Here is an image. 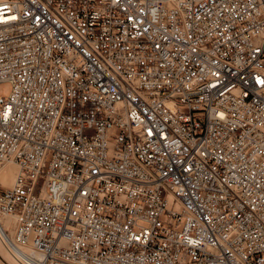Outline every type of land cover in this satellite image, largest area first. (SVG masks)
<instances>
[{"label": "built area", "instance_id": "2783aa9c", "mask_svg": "<svg viewBox=\"0 0 264 264\" xmlns=\"http://www.w3.org/2000/svg\"><path fill=\"white\" fill-rule=\"evenodd\" d=\"M0 81L14 264H264V0H0Z\"/></svg>", "mask_w": 264, "mask_h": 264}, {"label": "rangeland", "instance_id": "374dc122", "mask_svg": "<svg viewBox=\"0 0 264 264\" xmlns=\"http://www.w3.org/2000/svg\"><path fill=\"white\" fill-rule=\"evenodd\" d=\"M10 90H11V84L8 81H0V95L2 97L6 98L9 94ZM8 165L11 167L10 169L14 173L17 168L12 163H7L6 165L0 167V170L2 168L4 169ZM11 179H9V181H7L6 184H4V185H10ZM0 183L3 184L2 181H0ZM0 256H2V258L6 259V260L12 262V264H14L13 261L11 260V258L7 255V253H5V251L3 250V248L1 246H0ZM2 258H0V264H2V260H3Z\"/></svg>", "mask_w": 264, "mask_h": 264}, {"label": "bare ground", "instance_id": "6f19581e", "mask_svg": "<svg viewBox=\"0 0 264 264\" xmlns=\"http://www.w3.org/2000/svg\"><path fill=\"white\" fill-rule=\"evenodd\" d=\"M7 164V163H6ZM6 164H4V165H6ZM3 165V166H4ZM2 167V166H1ZM11 167L8 165L7 167H5L4 169L2 168L1 170H0V181H2V183L3 184H6V182L7 181H9V179H11V182H10V184H12V181H13V179H14V177H15V175H16V172L17 171H15L14 173L12 172V170L10 169ZM1 246V245H0ZM2 247V246H1ZM4 250V249H3ZM6 253V252H5Z\"/></svg>", "mask_w": 264, "mask_h": 264}]
</instances>
